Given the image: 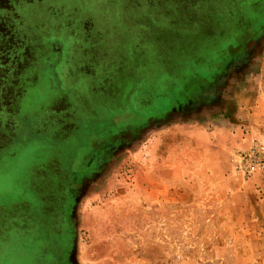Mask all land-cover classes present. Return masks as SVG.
<instances>
[{"label":"rangeland","instance_id":"374dc122","mask_svg":"<svg viewBox=\"0 0 264 264\" xmlns=\"http://www.w3.org/2000/svg\"><path fill=\"white\" fill-rule=\"evenodd\" d=\"M0 264H264V0H0Z\"/></svg>","mask_w":264,"mask_h":264}]
</instances>
